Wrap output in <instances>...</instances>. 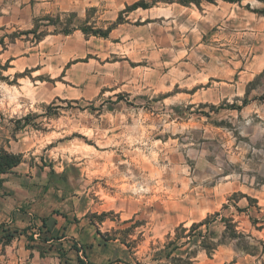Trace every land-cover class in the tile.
<instances>
[{
  "label": "rangeland",
  "instance_id": "374dc122",
  "mask_svg": "<svg viewBox=\"0 0 264 264\" xmlns=\"http://www.w3.org/2000/svg\"><path fill=\"white\" fill-rule=\"evenodd\" d=\"M179 1L0 0V37L37 19L46 32L0 47V148L33 168L40 211L90 222L130 263L220 213L175 255L264 264V0ZM135 3L147 8L126 9ZM47 17L75 30L58 33ZM114 24L106 38L80 31ZM234 194L255 202H228ZM223 218L251 254L221 240ZM199 233L222 244L208 256Z\"/></svg>",
  "mask_w": 264,
  "mask_h": 264
},
{
  "label": "crops",
  "instance_id": "0c3cea01",
  "mask_svg": "<svg viewBox=\"0 0 264 264\" xmlns=\"http://www.w3.org/2000/svg\"><path fill=\"white\" fill-rule=\"evenodd\" d=\"M34 180L33 168L24 161L10 173L0 175V234L13 235L6 244L0 242V264H78L77 258L83 264H133L131 255L123 251L125 247L115 251L117 240H103L90 222L77 227L79 224L49 210L40 211ZM35 228L42 234L29 241L27 236ZM23 230L26 233L19 234ZM76 230L82 234H76ZM78 235L80 242L87 244L84 257L72 247ZM57 236L59 239H55Z\"/></svg>",
  "mask_w": 264,
  "mask_h": 264
},
{
  "label": "trees",
  "instance_id": "16d2710c",
  "mask_svg": "<svg viewBox=\"0 0 264 264\" xmlns=\"http://www.w3.org/2000/svg\"><path fill=\"white\" fill-rule=\"evenodd\" d=\"M217 0H187V1H179L180 4H190L193 3L194 5H196L197 7L200 6V4L202 2H206V3H215ZM223 2L226 3H230V4H239L241 3L242 0H221ZM137 8H147L145 5H140L139 3H135L133 5H131L130 7H126L127 10H135ZM48 21H49V25L48 26H53L55 28H59L58 33H62L64 35H68L71 32H73L75 29L73 27H71V22H66L65 24H63L62 22H60V18L57 17L56 20H52L50 17H47ZM42 19H37L33 22V28L29 29V30H25V31H16L14 33L11 34H6V35H2L0 37V47L3 51H5L7 49V46L9 44H13L17 39L21 38L22 36H26L29 37L31 36V40L33 42H40L43 37H45L46 32L45 31H40V25H39V21ZM116 24H120V19H118V21L116 22ZM115 24L106 29V30H101V29H93V28H89L88 26H84L80 28V31L85 35V36H98V37H102V38H106L108 36V34L110 33V31L112 29H114ZM2 31H4L5 29H1ZM9 68V66L6 65H1L0 64V79L4 80L5 77H3L2 72L6 71ZM259 99L264 100V95H262ZM23 162V158L21 154H14L11 152L6 151L4 148H0V175L1 174H7L10 173L14 168H16L18 165H20ZM237 196H239L238 199H235ZM246 199L248 202V205L251 206V203L255 202L253 201V199H251L250 197H248L247 195L244 194H234L232 197L228 198V202L234 201V203L236 204L239 199ZM226 205H224L222 207V209H226ZM235 210L238 213L241 212H246L247 208L241 209L239 207H237L236 205H234ZM106 214H102L101 216H105ZM220 215V213H215L214 215H209L207 216L204 220L200 221L199 223H193L188 229H186L183 225H179L178 227H176L174 229V240H170V236L167 235L166 236V240H168L167 243H165L162 247L163 251H157L155 253V257L151 259L152 264H193L195 262L196 256H197V252L195 250L192 251H188L185 253V256H178L175 255L176 252L180 251L183 247L189 245L191 243L192 238L194 237V233L196 232L197 229H199L202 226H208L211 221H214L216 217H218ZM252 221V219H250ZM100 222H103V219L100 220ZM223 225H224V231L222 234V239H230V240H234L235 242V246L238 247V245L240 246V248L243 250L244 253L246 254H251L250 251L248 250L247 247V238L249 237L248 235L243 234L242 232L236 230V225H234L233 223V219H228V218H223ZM252 223H257L256 221H252ZM42 224H44V220H42ZM262 230H264V223L263 226L259 227ZM14 233H17V231H14ZM26 233L25 230L20 231L19 234H24ZM201 233L198 234V236H200L202 239L200 241V247L201 249H203L206 254L208 256H210L212 254V252L216 249V247L218 245L222 244V241H219L216 245L213 243H209V241L206 239L205 236H201ZM13 235H11V233H6V235H3L0 238V242H2L3 244H6L7 242H9V240L12 238ZM29 241H32V233L30 232V234L27 236ZM180 240H184L183 242H180ZM261 248L264 251V246L261 243ZM74 250L76 252H78L79 250L74 247ZM82 256L84 257L85 252L82 251ZM77 262L78 264H83V261L79 258H77Z\"/></svg>",
  "mask_w": 264,
  "mask_h": 264
},
{
  "label": "built area",
  "instance_id": "2783aa9c",
  "mask_svg": "<svg viewBox=\"0 0 264 264\" xmlns=\"http://www.w3.org/2000/svg\"><path fill=\"white\" fill-rule=\"evenodd\" d=\"M38 234H39L38 232L33 231V232H32V237H33V238H38V236H39ZM78 254L81 255V251H80V250L78 251Z\"/></svg>",
  "mask_w": 264,
  "mask_h": 264
}]
</instances>
